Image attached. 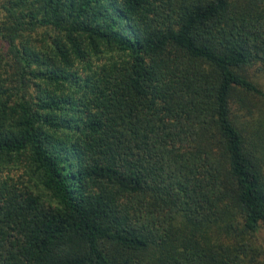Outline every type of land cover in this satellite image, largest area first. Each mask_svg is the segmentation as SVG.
I'll return each instance as SVG.
<instances>
[{"label": "trees", "instance_id": "1", "mask_svg": "<svg viewBox=\"0 0 264 264\" xmlns=\"http://www.w3.org/2000/svg\"><path fill=\"white\" fill-rule=\"evenodd\" d=\"M264 0H0V264H264Z\"/></svg>", "mask_w": 264, "mask_h": 264}, {"label": "rangeland", "instance_id": "2", "mask_svg": "<svg viewBox=\"0 0 264 264\" xmlns=\"http://www.w3.org/2000/svg\"><path fill=\"white\" fill-rule=\"evenodd\" d=\"M254 78L257 80V82L264 85V73L263 72L256 73L254 75ZM259 237H260V241L262 242L263 247H264V226L260 229Z\"/></svg>", "mask_w": 264, "mask_h": 264}]
</instances>
